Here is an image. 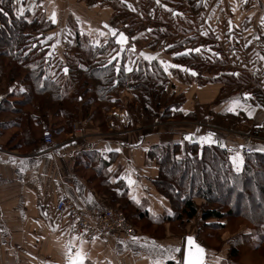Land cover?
Instances as JSON below:
<instances>
[{
	"label": "crops",
	"instance_id": "0c3cea01",
	"mask_svg": "<svg viewBox=\"0 0 264 264\" xmlns=\"http://www.w3.org/2000/svg\"><path fill=\"white\" fill-rule=\"evenodd\" d=\"M36 1L45 2L46 7L42 6L45 18L55 11L59 21L53 24L52 28L44 29L42 32L45 35L58 34L52 41H48V44H40V47L48 48V51L60 50L66 41L67 44L69 41L74 44L76 39L87 40L90 43L94 39H99L103 44L105 37L100 36L96 30L107 32L108 29L104 28L106 23L111 27L114 26L112 21L116 17V11L114 6L112 8L111 2L119 4L118 0H107L108 4L103 3V0H98L95 4L93 0H30V4ZM223 1L214 0L210 5L211 10L221 13L225 8ZM22 3L25 5L28 0H22ZM134 3L133 1L132 4ZM244 3L237 5V13L245 11L247 24L244 27L252 34H236L237 38L232 41L238 48L237 58L247 60L248 57L249 63L255 66L251 73L255 77L256 71L264 68V61L259 59V55H264V27L260 25V18L264 17V0H247V3ZM228 6L229 9L235 8L231 3ZM77 7L84 8L85 12H79L76 10ZM77 17L80 20L79 24ZM230 17L232 28L239 31L244 23L243 20L233 18L231 14ZM81 27L86 32L92 29V35H80ZM261 28L263 29L260 35L258 30ZM69 29L74 35L65 40L64 37ZM37 36L41 37L38 42L45 38L41 34ZM254 37L260 39L256 40ZM56 38L60 39L61 44L53 50L48 45L54 43ZM248 40H252V43L245 48L244 45ZM140 51L148 53L145 49ZM78 53L79 50H76V54ZM112 53L114 55L113 51ZM60 55L54 52L49 62L61 61L63 55L58 58ZM127 55L125 64H129L128 57L132 56L129 51ZM140 60L135 61L132 67ZM128 78L129 76L125 77L123 86L119 85L115 90L113 99L117 103L116 106L107 110L100 108V112L93 116L83 109L79 110L76 120L69 125V130L61 114L48 112L46 124L44 122L38 124L39 120H44L40 112L36 111L38 114L34 113L32 118L36 125L32 128L31 136L22 134L23 126H14L20 134L19 140H25L24 145L16 144L10 147L9 141H0V264H67L66 252L69 240H73L75 245L82 247L88 254L86 264H154V253L150 252L148 247L142 248L141 244L150 246L155 241L156 245L164 248L182 249V239L186 234L183 233V237L180 234L178 237L167 231L165 237H157L158 235L150 234L152 232L147 229L150 224L162 225V214L171 210V205L154 186L157 164L149 155L148 148L160 144L167 134H171L173 139L180 142L179 137L184 138L185 134L196 129H200V135L214 132L210 128V125L215 126L214 123L223 124L222 128L229 132L228 135L214 132L216 138L221 142H229V145L242 144L243 138L251 132L254 133L252 135L264 137V127H258L264 125V108L258 103L254 104L253 95H251V103L247 101L253 110L251 117L242 109L238 110L240 114L237 117L233 113L226 112L224 109L230 100L224 102V105L221 103L218 105L216 118H213L214 115L209 111L204 112V116L201 113L199 116L196 107L201 108L198 104L204 105V102L196 99L189 102L186 109L184 108L186 111L196 113L194 120L184 122L167 118L163 121L159 119L161 114L159 112L158 119L154 117L150 120L154 122L151 124L149 114L144 111L141 101V106L139 105L137 101L139 99L128 86ZM178 85L177 81H172L167 87L173 89ZM258 99L264 100V97ZM97 100L101 102L100 98ZM37 110L40 111V108ZM201 122H203L202 126H200ZM40 128H42L41 133ZM44 129H48L52 134L55 143L53 147L44 143ZM33 131L37 141L31 144L29 141L34 138ZM258 143L260 141L254 142L256 146L254 148L260 147V145L257 147ZM109 147L113 149L118 147L121 151H104ZM105 156L108 158L105 159ZM21 159L26 161L24 172L19 170ZM109 168L112 172L108 171ZM128 174L137 181L131 187L125 179H122ZM61 186L65 189L69 200L81 207L88 219L93 220L109 207L119 206L121 209L125 208L126 215L133 222L137 221L138 224L143 225V230L147 232L138 229L136 237L139 241L133 242L132 237L110 231L105 239L89 242L83 240L84 243L81 245L80 239L72 231V223L67 215L56 210ZM88 196L93 198L92 203L87 201ZM133 196L140 200L139 204L132 199ZM196 201L199 204L202 202L199 199ZM196 216L189 225L197 222L199 216ZM143 222L148 225L145 226ZM164 223L168 229L169 222ZM188 226L184 227L185 231ZM186 232L190 235L188 231ZM172 255L177 258L179 252H172Z\"/></svg>",
	"mask_w": 264,
	"mask_h": 264
},
{
	"label": "trees",
	"instance_id": "16d2710c",
	"mask_svg": "<svg viewBox=\"0 0 264 264\" xmlns=\"http://www.w3.org/2000/svg\"><path fill=\"white\" fill-rule=\"evenodd\" d=\"M185 1L190 6L193 4V0ZM0 7L9 13L7 17L0 13V25H3L0 27V87L2 89L5 87L4 92L0 93V115L11 111L17 113L11 124L23 126L22 134L25 136L32 135V128L36 125L32 118L34 113L38 114L37 112H40L44 120L37 122L40 125L43 122L46 124L48 112L61 114L69 130V125L78 116L77 106L72 101L73 98L68 97L69 94L67 98L65 94L62 96L61 89L64 86L56 81L54 73H45V66L48 63L44 62V50L38 42L41 37L31 39L27 33L31 28H37V35L41 34L38 30L39 19L35 15L29 19L25 14L24 17L18 18L11 0H4ZM52 27L53 25H49L48 29ZM109 39V44L102 48L93 46L89 41L74 40V44L79 45L84 54H87L88 61L80 64L81 70L76 67L77 61L73 67L68 64L62 66L69 68L67 75L63 73L69 77L65 88L67 92L75 89L77 94L74 95L75 102L79 104L82 102L79 87L84 93L92 89L96 92L95 98L98 95L96 99L90 98L82 102L86 105L83 110L92 116L98 114L100 108L104 107L103 102L107 100L105 94L114 91L121 81L120 73L117 74L113 66L107 64L110 53L107 48L116 45L114 37ZM33 43L37 44V48L29 52L28 49ZM178 58L183 59L185 56L175 57L176 60ZM137 66L139 70H136ZM158 67L162 68L155 61L149 63L142 59L131 73L137 80L132 89L143 93L144 100H152L155 106L159 107L160 97L165 91L162 87L165 79ZM78 71L84 75L83 81L78 82V75H75ZM20 87L25 91L20 92ZM98 98L101 102L97 100ZM92 103L95 104L91 109ZM142 106L144 111L150 109L148 104ZM37 108H40V111ZM167 111L162 113L165 114ZM162 113L161 117L164 115ZM169 114L165 118L173 120L179 118L185 121L196 117L194 111L183 109H177ZM33 137L29 141L31 144L37 141L35 134ZM25 143V140H20L16 144L22 146ZM148 149L149 155L157 164L154 186L171 205V210L165 211L161 216L162 224L168 221L169 225L184 230L183 224L192 221L198 215L202 225L220 230L234 220H239L238 226L243 225L247 232L239 233L241 232L239 230L233 233L228 242L230 243L228 257L230 259L238 257L239 243H252L254 250L264 251V152L253 151L245 155L244 170L237 174L225 155L226 150L216 145L211 148L204 146L201 149L196 142H188L184 146L176 139L164 138L160 144ZM196 199L202 202L199 204ZM139 217L141 218V215ZM128 219L134 224L131 218ZM166 264H176V261L167 260Z\"/></svg>",
	"mask_w": 264,
	"mask_h": 264
},
{
	"label": "rangeland",
	"instance_id": "374dc122",
	"mask_svg": "<svg viewBox=\"0 0 264 264\" xmlns=\"http://www.w3.org/2000/svg\"><path fill=\"white\" fill-rule=\"evenodd\" d=\"M96 1L98 0H93V3L95 4ZM130 1L132 2L134 1L135 3L132 4V2ZM130 1H127V3H125L124 1L118 0L119 4H116L115 2H111V5L112 8L113 6L115 7V11H116V17L112 21L113 23L112 25H114L113 27L116 28L118 31L124 32L129 37V42L128 45H126V48L130 49L131 45H135L136 48L135 53L129 50V52H131L132 55L131 59L133 61H137L138 59L142 60L143 58L139 57L138 51L145 49L150 54L153 55L159 54V58L161 59H164L166 61H171L172 63L181 64L186 67H190L198 73V75L193 76L190 73H186L180 69H170L172 75L169 76L167 73L163 71L162 66H161L162 68L158 67V69L162 70L165 79V82H163L165 84L164 86H162L165 91L162 93L160 97L159 107L155 106L152 100L151 101L144 100L143 93H139L138 91L133 90L134 94L136 95V98L139 99L137 101L140 106H141L140 101L142 105L144 104L149 105L150 109L147 111V113L151 117V118L149 117V121L154 119V117H157L159 112L162 113L165 110L167 111L168 109V111L165 114L162 113L164 114L162 117L159 116V119L165 121V119H167L165 118L166 115H168L169 113L172 114L177 109L185 110L189 106L188 103L193 102L196 99L198 101L204 102V105L198 104L201 106V108H198V106L196 107V110L199 112V116L200 113L204 116V112L209 111L211 114L214 115L213 118H216L215 115L218 114L217 108L219 107L218 105H220V103L223 104L224 102L231 100L237 96L243 99L242 94L245 92L251 93V95L254 96L252 98L254 104L258 103L260 107L264 108V100L258 99V97L259 98L264 97V71H263L264 68H261L258 71H256L255 77L251 75V73L255 69V66L252 65V63H249L250 60L248 59V57L247 60H243L242 58H240L239 60L237 58L238 54L236 52L238 48L235 45V43L232 41L236 37V34L237 35L252 34L250 33V30L248 28L244 27V25L247 24L245 11L244 12L239 11L237 13V9H236L238 6H240V3L244 2V0H224L223 4H225V8L221 13H216L214 12V10H211L210 5L214 0H207L206 1L207 6L205 5L202 6L200 3L195 5L196 2L198 1L201 2L202 0H193V4L191 6L185 0H161L160 5L156 3V0H130ZM102 2L108 4L107 0H103ZM40 3L41 2L39 1L35 2V4L41 5L40 7L34 10L35 14H33V12L26 11L25 15H27L29 19H31L34 15L39 19L38 22L40 21L39 23L40 27H38V30L42 33L44 29H48V26L53 24L49 19H47L48 17L45 18L46 15H44L42 12V6L45 5V2L41 4ZM230 3L235 6L234 8L235 10H233L231 7H230L231 9H229L228 5ZM129 4L132 5L133 8H135V11H133L131 8L128 7ZM163 5H167V8H165ZM24 6L25 8L31 6L30 0H28V3H26ZM16 7L14 6L15 13H16ZM167 9H172L176 13H183V15L182 16L173 15V13L168 11ZM76 10H78L79 12H85V9L80 7H77ZM230 14L233 15V18L236 17V19L238 20L239 19L243 20L242 23L243 22L244 23L242 24V27L239 29V31L232 28V31L229 32L228 22L229 20L231 21ZM148 29H152V31L149 32L147 31ZM262 29L263 28L258 30V34L262 32ZM36 30L37 29L34 28L27 30V33L30 35L31 39L37 37ZM204 30H207L209 32V35L207 36L201 35V32ZM229 34H231L230 38H232L230 41H229ZM42 36L46 37L48 35H45V33H43ZM217 36L220 37L219 40L216 39ZM132 37H135L136 39L133 40ZM84 42L85 41H83V43ZM168 44L173 45V47L164 50L166 45ZM201 44H204L206 48L211 47L214 52H219L220 57L217 58L213 56L211 52H208L206 50H202L201 54L193 53L195 55V56L193 55V57L191 54L185 56V58L183 59L178 58L177 60L172 55L173 52H181L185 48L200 46ZM115 48L116 50H118L119 46L115 45V47L112 48L111 46H109L107 49L113 55L112 49ZM43 50L45 54L48 51V48H44ZM76 50H80L81 53L76 54ZM53 52L58 53V55L61 54L58 58H61L63 55V59L61 61L55 60L56 62H53L52 60L48 62V64L45 66L46 67L45 73L46 74L54 73V78L56 79V81L64 86L61 89L62 96L63 94H65L66 97L69 94L68 97L71 99L73 98L72 101L77 106L79 113V110H82L84 107H86V105L82 104V102L88 101L90 98L94 99L96 92L90 89L88 92L84 93L83 90L79 87V96L81 97L82 102H80V104L75 102L74 95H77L76 91L75 89H72L68 92L66 91L65 87L67 86V81L69 77L67 78L66 76H64L61 68L63 64L65 65L68 64L73 67L74 62L77 61L76 67L78 68V70L79 69L81 70L80 64H83L88 61L87 54H84V51L81 49V47L79 45L73 44L72 41L71 43L68 44L66 41V43H64L63 47H61L60 50H56ZM126 52L127 53L122 54L123 58H121L119 61L122 66L125 64L128 56L127 55L128 51ZM134 56H136L135 60H134ZM109 58L110 56H108V59ZM35 59L39 60V58H34V60ZM154 61L155 63L159 64L158 60H154ZM132 65L133 64H131L130 66ZM233 72H238L240 75L238 77L229 75V73H233ZM75 75L76 76L78 75V82L81 80L83 81V79H85L84 75L82 73H79V71ZM127 76H129L128 86L130 87V89H132L133 85H135L137 80H135V78L132 76V73L129 72L126 73L121 71L120 73L121 84L119 85L123 86V79H125V77ZM172 81L175 82L177 81L179 85L178 87H174L173 89H168L167 86L170 82L172 83ZM4 88L2 89V87H0V93L4 92ZM115 90L109 94H105L107 101L105 100L103 102L105 104L103 109L107 110L110 107L117 105L115 99H113ZM187 95L188 98H186ZM248 101L249 103H251V100ZM161 102L163 103L161 104ZM65 103L67 104V99H65ZM94 104L95 103H92L90 105L91 109L94 107ZM16 115L17 113L12 111L0 115V135H1L0 141L3 142L9 141L10 147L16 145V143L20 141L19 140L20 134H18L17 129L14 127V125L11 124V121L16 119ZM237 116L238 115L235 114V117ZM156 119H158V117ZM175 120L183 121L179 118ZM189 120L190 119H187L184 122H188ZM139 121L142 122V120ZM150 123L153 124L154 122L150 121ZM214 124L215 126L210 125V128H212L214 132H220L227 135L229 134V132L226 131V129L222 128L223 124L222 125H219L217 123ZM41 132H42V128H40V133ZM250 134H254V133L251 132ZM165 138L173 139V136L171 134H167ZM179 140L182 141L183 138L179 137ZM244 142H245V138L243 139L242 144H244ZM223 143H225L229 148H237L240 145V144L234 145L233 143L229 145V142L228 143L223 142ZM186 144H187L186 141L182 143V145L184 146H186ZM256 145L257 147L259 145L260 147L264 146L260 143ZM225 155L228 158L231 154H228V152L226 151ZM116 208L117 210L122 211L126 215L125 208L121 209L119 206ZM126 211H128L127 208ZM196 221L197 222L196 223L194 222L192 225H189L191 222H187L183 224V226L186 227L189 225L188 226L189 228L186 229V231H188V233L191 236L194 235L198 243L202 244L205 247V263L264 264V255H263L264 251L254 250V246L252 243L249 244L239 243L238 257L235 259H230L228 257V250L230 246V243L228 242L232 238L233 233L239 232L240 229L241 232L239 233L247 232V229H245L244 226H242L241 228L240 226H238L239 220H234V222H231V224H228L225 228L220 230L210 228L208 226L205 227L204 225H202L199 218ZM143 224H145V226L148 225L146 222H143ZM134 226L137 230L138 229L143 230L142 228L143 225L138 224L137 221L134 224ZM147 229H150L149 232H152L150 234L154 233L155 235H158L157 237H165L167 231H170V233H173L178 237L180 234L183 237L182 235L183 233H185L186 234L185 236H187V232L185 230H182L180 228L177 229V227L172 226L171 224L168 225V229L165 223L159 226L150 224L148 225ZM145 232L147 231L145 230ZM183 243H184V239H182V244H181L182 249L179 252V255L177 256L176 259L180 260L182 258L183 247H184Z\"/></svg>",
	"mask_w": 264,
	"mask_h": 264
},
{
	"label": "snow or ice",
	"instance_id": "6c2138e0",
	"mask_svg": "<svg viewBox=\"0 0 264 264\" xmlns=\"http://www.w3.org/2000/svg\"><path fill=\"white\" fill-rule=\"evenodd\" d=\"M124 2L127 3V0H124ZM244 2L247 3V0H244ZM3 3H4V0H0V4H3ZM11 3L14 6H17L16 7V15L18 18L24 17V14L26 11L33 12V14H35L34 10L41 6V5H37V4L33 3L28 8H25V6L22 3V0H11ZM156 3L158 5H160L161 0H156ZM163 6L165 8H167V5H163ZM205 6H207L206 0H205ZM128 7L131 8L133 11H135V8H133L132 5L129 4ZM167 10L172 12L173 15H183V13H176L172 9H167ZM233 10H235V9H233ZM0 13H2L5 17H7L9 15V13L7 11H5L4 8H2V7H0ZM48 19L51 21L52 24L59 23L57 13L55 11L52 12V14L48 17ZM76 20H77V23L79 24L80 23L79 17H77ZM29 22H31V21H29ZM260 25H261V27H264V17L260 18ZM0 27H3V25H0ZM104 28L108 29V31L104 32V31H101L98 29L96 30L99 32L100 36L105 37L103 44L101 43V41L99 39H94L92 41L93 46L102 48L105 45L109 44L108 37H114L115 38V44L119 46V49L118 50L112 49V51L115 52V54L112 55L111 52L109 53L110 58L108 59L107 64L112 65L117 74L121 73V71L129 72V73L133 72L134 68L132 66H129V64L134 65L135 61H133L131 59V57H128L129 64H124L122 66L119 61L121 58H123L122 54L124 52L130 50L131 52L135 53V51H136L135 45H131L130 49L126 48V45H128V42H129V37L124 32L118 31L116 28L111 27L107 23L104 25ZM228 28H229V32H231L232 31V22L230 20L228 22ZM92 31H93L92 29H88L86 32L85 29L83 27H81L80 28V35L91 36ZM147 31L151 32L152 29H148ZM41 35H43V33H41ZM57 35H58L57 33H52L51 35L46 36L44 40L40 41V43L41 44H48V41H52L55 37H57ZM73 35H74L73 31L71 29H69L67 32V35L64 37V39L68 40V37L73 36ZM201 35L207 36V35H209V32L207 30H204L201 32ZM132 39L134 40L136 38L132 37ZM216 39L219 40L220 37L217 36ZM254 39L259 40L260 37H254ZM69 43H71V41H69ZM251 43H252V40H248L247 43L244 45L245 48H247L248 45H250ZM60 44H61L60 39L56 38L55 42L48 45V46L51 49L55 50L57 48V46ZM172 47H173V45L168 44V45H166L164 50H167L168 48H172ZM35 48H37V44L33 43L29 47L28 51L31 52ZM202 50H206L208 52H211L212 55L217 57V58L220 57L219 52H214L211 47L206 48L205 45H203V44H201L200 46L185 48L182 52H173L172 55L174 57H177V56H188V55H191L193 53L201 54ZM25 55H27V53H25ZM53 55H54L53 51L46 52L45 56H44V62L48 63L49 60L53 57ZM139 57H142L144 60L148 61L149 63H151L154 60H158L159 64L163 67V71L165 73H167L169 76L172 75V73L170 72V69H180L186 73H190L193 76L198 75V73L190 67H186V66L181 65V64L172 63L171 61H166L164 59L159 58V54L153 55L150 53H145L144 51H140ZM209 59H210V57H209ZM259 59L264 61V55H259ZM114 61H115V63H114ZM104 66L107 67L106 65H104ZM136 70H139L138 66L136 67ZM62 71L65 75H67L69 73V68L67 66H64L62 68ZM229 75L238 77L240 74L238 72H233V73H229ZM10 91H11V89H10ZM19 91L24 92L25 89L23 87H20ZM251 98H252L251 93L245 92V93H243V99H241V97H239V96L231 99L228 103V106L224 110L226 112L239 115L240 113L238 110L242 109L244 112L247 113V115L249 117H251V116H253V110L247 104V101L250 100ZM258 127H264V125H258ZM199 133H200V129H196L194 132L187 133L184 135L183 140L180 141L179 143L182 144L184 141H189V142L198 143L200 145L201 149H203L204 146H208L209 148H211L213 145H216L222 149H227V151L229 153H231V155L228 157V159L230 160L232 168L234 169V171L237 174L241 173L244 170L245 159H244V155L242 154V150L245 147H248L252 151L264 152V147L254 148L252 145L246 146L244 144H240L238 146V148H229L225 143L221 142L218 138H216V134L214 132H207L206 134H202V135H200ZM104 151L120 152L121 149L118 147L115 149L109 147V148H106ZM189 155H191V154L189 153ZM107 158L108 157L105 156V159H107ZM49 159H51V156H49ZM13 163H15V159H13ZM19 164H20V169H19L20 172H24L26 170V161L21 159L19 161ZM108 171L112 172V169L109 168ZM122 179H125L130 187L137 183V181L132 178L131 174L125 175L124 177H122ZM132 199L137 204L140 203V200L136 196H133ZM87 201L89 203H92L93 198L91 196H88ZM45 215L47 216V213H45ZM85 231H87V230H85ZM74 239H77V238L74 237ZM79 239H80V243L82 245L84 243L82 236ZM132 241L138 242L139 238L136 236H132ZM121 243H124V241H121ZM140 246L142 248L148 247L149 251L154 253V255H155L154 264H165L166 260H175L176 264H205V249L203 247H201V245L198 244L194 240V238L191 236H189L187 238V249L183 253L182 258L180 260H176V257L174 255H172V252H180L181 251L180 248H175V249L164 248L163 246L156 245L155 241H153L150 246L145 245V244H141ZM125 247H127V245H125ZM66 255H67V264H86V261L88 260V254L86 252H84L82 247L75 245L73 243V240H69V242H68Z\"/></svg>",
	"mask_w": 264,
	"mask_h": 264
},
{
	"label": "built area",
	"instance_id": "2783aa9c",
	"mask_svg": "<svg viewBox=\"0 0 264 264\" xmlns=\"http://www.w3.org/2000/svg\"><path fill=\"white\" fill-rule=\"evenodd\" d=\"M200 126H202V122ZM244 138V145L246 146H254L255 141H260V144L264 145V137L247 134ZM43 141L49 147H53L55 144L52 134L48 129H44L43 131ZM252 152L253 151L248 147H245L242 150V154L244 156ZM228 154L231 153L228 152ZM56 210L67 215V218L72 223V231L74 235H76L78 238L82 236L83 240L86 242L95 239H105L110 231H116L127 237L137 235L138 230L135 228L134 224L125 216L122 211L117 210L116 207H109L93 220L88 219L85 216L82 208L69 200L65 189L62 186L59 192V199L56 202Z\"/></svg>",
	"mask_w": 264,
	"mask_h": 264
},
{
	"label": "water",
	"instance_id": "95a60500",
	"mask_svg": "<svg viewBox=\"0 0 264 264\" xmlns=\"http://www.w3.org/2000/svg\"><path fill=\"white\" fill-rule=\"evenodd\" d=\"M114 43H115V38H114ZM116 83H117V81L115 82V85H116ZM189 236H191V235H187V236H185V238H184V243H183V245H184V247H183V253L186 251V249H187V238L189 237ZM191 237H193L194 238V240L198 243V241L196 240V237L194 236V235H192ZM199 244V243H198ZM201 245V247H203L204 249H205V247L202 245V244H200ZM183 255V254H182Z\"/></svg>",
	"mask_w": 264,
	"mask_h": 264
},
{
	"label": "flooded vegetation",
	"instance_id": "af4514ba",
	"mask_svg": "<svg viewBox=\"0 0 264 264\" xmlns=\"http://www.w3.org/2000/svg\"><path fill=\"white\" fill-rule=\"evenodd\" d=\"M206 1H207V0H206ZM199 3L203 6V5H205V0H202L201 2H199V1L196 2V4H199ZM196 4H195V5H196ZM191 9H192V8H191ZM186 14H187V13H186ZM180 16H182V15H180ZM193 16H194V15H193ZM204 26H206V25H204ZM230 36H231V34H229V41L232 39V38H230ZM203 45H204V44H203ZM176 64H177V63H176Z\"/></svg>",
	"mask_w": 264,
	"mask_h": 264
}]
</instances>
